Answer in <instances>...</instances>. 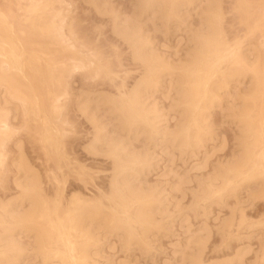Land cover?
I'll list each match as a JSON object with an SVG mask.
<instances>
[{"label": "bare ground", "instance_id": "1", "mask_svg": "<svg viewBox=\"0 0 264 264\" xmlns=\"http://www.w3.org/2000/svg\"><path fill=\"white\" fill-rule=\"evenodd\" d=\"M26 1L17 3L19 16L11 6L0 7V176L5 173L7 143L25 130L43 151L47 166L54 165L46 173L53 191H47L43 176L25 157L20 141L16 142L18 154L13 165L18 176L14 181L20 193L13 200L0 198V264H19L33 254L49 264H108L111 260L102 255L100 248L113 235L122 238L128 251L133 246L140 251L155 248L152 242L158 240L157 235L170 231L168 224L175 219L161 196L163 189L147 184L146 177L154 165L151 150L162 146L165 155H170L168 149L173 146L182 154L185 151V155L188 152L193 156L207 148L216 138L210 119L212 111L225 104L229 105L224 106L230 111L227 114L235 118L239 127L236 150L225 161L220 157L216 164L211 162L215 166L206 176L195 179L196 187L185 189L191 181L177 175L175 188L187 184L182 189H188L186 193L191 190L192 212L204 210L205 214L212 205L230 210L223 218L219 216L221 210L216 216L218 222L214 221L221 241L226 242H221L218 252L231 249L235 237L242 241L243 232L264 235V214L254 220L243 203L229 206V199L237 202L244 192L255 204L264 201V0H234L232 10L243 32L232 36L225 27L226 0H136L133 13L128 17L124 14V19H120V10L110 7L111 0H84L99 15H110L114 35L126 43L133 61L141 67L134 84L117 86V94L81 97L84 94L79 91L80 99H76V110L93 127L84 151L111 162L105 190L91 178L86 164L71 157L65 141L69 129L65 125L70 124L67 110L73 95L71 80L76 73L83 72L91 79L107 78L113 84L119 74L97 43L82 38L73 15V0ZM193 15L199 17L197 27L191 22ZM155 20L162 22L165 36L171 38L179 32L187 35L189 48L184 56L180 57L179 50L173 48L177 61L158 49L152 31L145 28ZM179 38L177 44L183 39ZM173 84H177L173 96L178 120L169 128V114L162 112L164 109L154 97L161 92L168 99ZM233 90L236 97H231ZM101 110L109 111L117 120L111 129H106L100 118ZM141 136L147 142L140 150L133 140ZM225 142L224 139L218 147L226 146ZM211 148L213 155L217 147ZM208 153H204L203 164H199L202 167L198 168L209 167ZM66 170L86 189L90 183L94 185L97 193L78 192L67 198ZM181 193L187 196L184 191ZM207 225L191 232L180 248L182 264H245L249 246L237 248L231 258H208L214 230ZM23 236L27 237V244L23 243ZM103 240L107 241L102 243ZM103 260L108 262L102 263Z\"/></svg>", "mask_w": 264, "mask_h": 264}, {"label": "rangeland", "instance_id": "2", "mask_svg": "<svg viewBox=\"0 0 264 264\" xmlns=\"http://www.w3.org/2000/svg\"><path fill=\"white\" fill-rule=\"evenodd\" d=\"M107 1L109 2L110 0H107ZM12 2H14V3H12ZM18 2L19 3L22 2V4L27 3L26 0L25 1H23V0H0V7L4 9V7L11 6L13 9L12 11H16L14 13H17V12L20 13V11L17 10L18 9L17 8ZM73 2H74V4H73L74 5L73 15H74V18L78 20L77 25H78V29L81 31L82 38L86 39V41L92 40L93 42L97 43V46L105 53V55L112 59L116 74H119L118 77H116V79H115L116 81L114 80V84H113L110 81H107L108 80L107 78H102V80H101V78L91 79L90 77H88L87 74L85 75V73H83V72L76 73L74 75L73 79L71 80V84H72V86H71L72 92L71 93L73 95H72L71 100H70L71 102L70 101L68 102L69 107L67 110V113H68L67 116L69 118L68 120H70L69 123L71 125L70 124L69 125L67 124V126L65 125V127L69 129V130L67 129L68 135L66 136L65 141L67 142V145H68L67 149H68V152L70 153L71 157L73 159L78 160L81 163L86 164V166H88V168L91 170V171L89 170V172H91L93 174L92 175L90 173V175L92 176L91 178H94L97 186H99V187L103 188V190H105V188L108 186V183H109V179H110L109 177L111 174L110 171H112L111 170L112 166L110 165L111 162L106 157L92 156V155L87 154L86 151H84L83 147L86 145L88 139L91 137V134L93 132V127L86 120V118H84L81 115V113L76 110L77 109L76 108V106H77L76 105L77 104L76 99H78V100L80 99L81 94H79V91H80V93L84 94L81 97H84L86 95L97 96V95L102 94V93L103 94H117V86L120 87V85L126 83V85L128 87H130L134 84V81L136 80V78L139 77L138 74L141 72V70H139V69H141V67L138 63H135L133 61L130 48L126 45V43H124L121 39H119L117 36L114 35L113 29H112V19L110 20V18H111L110 15L109 16L99 15V13H97V11L95 9H93V6H91L90 4L89 5L86 4V2H84V0H73ZM234 2H235L234 0H226L224 3V8L226 9L225 11L227 13L226 14L225 27H226L227 31L229 32V34H231V36L235 35L238 32L241 34L243 32V27L239 24L237 14L235 12H233V10H232ZM133 3H135V4H133ZM109 5H110V7L113 5L114 6L113 8H115V10L116 9L120 10V13L117 11L116 12L119 13L120 16H122V17H120V19H124V17L126 15H127L126 17H128L129 15H131L133 13L134 8H132V7H135L136 0L135 1H133V0H111L109 2ZM124 14H125V16L123 17ZM17 15L19 16L20 14L17 13ZM12 16H14V15H12ZM193 16L194 17H191V19L193 18L191 22L194 25V27H197L199 24V17L197 15H193ZM14 17H17V16L15 15ZM152 22L151 21H150V23L148 22L149 24H146L148 26L145 28L149 30L148 31L149 33L152 31L150 34H152V36L154 35V40H155L156 44L158 45V49L162 52H165L167 56L174 59L175 61H177V59L179 57L177 55H175L176 57L173 55L172 51L174 49L177 48L179 50V52L181 54V55L179 54L180 57L184 56L185 51L189 48V46L187 45V39H188L186 37L187 35L184 32H179L178 33L179 35L174 34L170 38V35H166V36L164 35V33H163L164 28H161L163 26V24L161 25L162 22L160 20L159 21L155 20V22H153L154 24L156 23L155 24L157 26L156 28ZM157 29H159V30H157ZM155 30H157V31H155ZM168 36H169V38H168ZM179 37L183 38V39H181V43H178V44H180V46H178V44H177V42H178L177 40L180 39ZM162 45H164V46H162ZM173 85L175 88L173 87V91L171 92L170 95H168V99L165 98V96H163L164 93H161V92L156 93L155 97H154L155 98L154 100L158 103L159 107L162 110L164 109L162 112L169 114V115L167 114L168 118L166 120L167 126L169 125L168 126L169 128H173L174 125L176 124L175 122L178 120V115H177L178 107L176 108V103H175V98H174L176 96L175 91H176L177 84L176 85L173 84ZM235 92L236 91H234V93L231 94V97H234V96L236 97ZM78 95H79V97H78ZM173 95H175V96H173ZM73 96H75V97H73ZM225 105L227 107L229 106L227 104H225ZM225 105L222 106L224 108V111H223L222 107H219V108L217 107V109L215 108V110L212 111V116L210 118L211 120L213 119L211 121V125L213 124V128L212 127L211 128L214 132H216V133H214V135L216 137L215 140H217V141H215V140L210 141V144L208 143L209 145L207 146V148L203 147L204 149L206 148L205 150L207 152H209L208 155L211 158L210 162H209L210 164H208L209 167H207L209 169L211 166H212V168L215 166L214 164H216V161L218 159H220V157H223V158L225 157L224 159L223 158L221 159L223 161H225V159L227 157L229 159L230 158L229 156H231L232 152L234 150H236L235 149L236 147L234 148V146L238 145V143L236 144V141H237L236 138L238 137L237 133H239V130H238L239 127L237 126V123H236L237 121L233 120L235 118L231 117L232 115L227 114L230 111H228V109L225 110L227 108V107H224ZM101 111H103V112L99 113L101 115V117H100V115H99V117L101 119L103 118L102 121L106 125V129H108V128L111 129L112 126H114L116 123H118V122H116L117 120H115V118L113 119L114 115H109V113H110L109 111L106 112L108 114L105 113V110H101ZM174 118H176V119L174 120ZM109 119H111V120L109 121ZM19 120H20V115H19V119L16 120V125H18L17 123L20 122ZM105 121H107V122H105ZM113 121H114V123H113ZM33 138L34 137L31 135V133L23 130V131L18 132V134H15L13 139L7 143L8 144L7 150L9 151L8 152L9 154L6 156L5 166L3 167V170H4L3 172H5V173H2L3 177L0 176V198L3 201L13 200V199H16L19 197L20 192L18 191V188H17L16 183L14 181L15 178L18 176V174H17V169L13 165V160L15 159L16 155L18 154V147H16L15 143L19 142V141H20L19 146L22 148L24 155H26L25 157L28 159V161H30L31 165H33V167H35V169L39 170V173L43 176L47 191H49V192L53 191V186H51V184L48 182V178H47L46 173H47L48 168H50L51 166L54 168V165H53V163H50L51 166H49V165H48L49 167L47 166V163L45 160L46 159L45 155H44L43 151H41L38 144H36V142ZM142 138H143L142 136L139 138L140 141H139V139H137V141L133 140L134 146L137 149H140V148L144 149V147H143V145L145 144L144 142H147V141H143L144 139H142ZM224 139L227 143L225 142V144H223V145H226V146H224V147L221 146L219 148L218 147L219 144L222 141H224ZM213 145H216L218 150L215 149L214 153L212 152L213 155H211L210 150L212 151L211 147H213ZM151 146H152V144H151ZM169 146L170 145H168V147ZM146 147H148V146H146ZM161 147L162 146H157L155 148H152V150H151V152H153L151 154L152 155V163L155 166L154 165L152 166V169H151L150 173H148L146 180L148 182L147 184H149V185L151 184L150 186H153V187L155 186L160 191L163 189L161 196H163V198L165 197V201H167L166 203L169 205V211H170V213L173 212L172 217L174 216L173 218L176 221L173 220L172 223H170L172 228L170 227V224H168V226L171 230L166 232L167 235L165 233H163L162 235L161 234L157 235L156 238L158 240H155L157 242L156 243H155V241H153L154 243L152 242V244L157 246L156 247L153 245V247H155V248H152L153 251H152V249L150 250V249H145V248H143L145 250L141 249V251H140V249H138L137 246H133L132 247L133 249L128 251L127 250L128 246L123 242L122 238L114 236V235L109 237L110 240H109V238H106L108 241L107 240L102 241V243H105V241H107V243H105L102 246L103 248H100V252H102L103 256L105 255L104 257L106 259L111 260L109 262L107 260H105L106 263L108 262V264H180V263L182 264V262L180 261L181 257H179L182 255L181 254L182 252L180 253V248L183 249V246H185L184 244L186 243L189 234H191V232H195V231L197 232V229L199 227H202L204 224H208L207 226H209V227L211 226L213 228L212 230H214L216 232L215 225L218 222V220L216 219L217 214L219 215V212L222 210L221 214L219 216L223 218L230 211L229 209H227V207H226V209L225 208L219 209L217 205H212L211 207H213V208H211V209L209 208L210 210L208 209L209 211L207 210L205 212V214H203L204 210H201L200 213L198 212L199 214L196 213L195 211L192 212V210H191L192 207H190L191 206L190 200H192V197L190 195V192H191L190 189L196 187L197 184H195V183H197L198 178L201 179L202 177H204L208 174L207 172L212 171V168L210 170H207V168L203 167L205 169V170H203V168L201 169V168L197 167V166H201L199 164H203L202 161H203L204 153L206 152V151H204V149L201 148L202 150H198V151H200L199 153H198V151L196 152L197 155L193 154V156H192L190 153L188 155V152H186V155H185V151H183V154H184L183 155L180 150H179L180 151V153H179V151H177L178 149H176L173 146L172 147L170 146L168 149L170 151V155H165L166 151L163 152L162 149L164 147H162V148ZM211 162L214 164H212ZM193 168H195V169H193ZM199 169H201V171ZM67 171L68 170H66V180L68 179V181L65 184L66 185V187H65L66 191L65 192H66L67 198L68 197L70 198L72 194L78 193V192H82V193L84 192L87 195H93V193L94 194L97 193V190L95 189L94 185H90L91 184L90 183L88 185V188L86 189L83 186L82 182H80L75 176H73V175L71 176V173L69 171L68 172ZM174 174H175V176H174ZM201 174H202V176H201ZM4 175L6 176L7 179L5 178ZM177 175L178 176H184L186 178V180L188 179L187 181H191L190 183H188V185L186 183H184V185L182 184V187H180V189L185 192V195L187 194L186 197H183V193H181L182 191L180 189H178V190H180L181 192L180 191L178 192V190H176V188H175V181L178 178ZM1 178H2V180H1ZM195 179L197 181H195ZM171 184L174 186V188L172 187ZM183 186H186L185 189L190 188V186L192 188L189 189L190 190L189 193H186V191L188 189L183 190L184 189ZM180 193H181V195H180ZM246 195H247L246 192H244L241 195V197H239L240 199L237 200V202H235L234 198L233 199L231 198L232 201H230V199H229V202H230L229 206H235V203H237V205H238V201H239V203H241V204L243 203L242 205L244 207L248 208L246 210V212L248 213V215L251 218L256 220L259 217H262L261 215L264 214V201H258V202L256 201V204H255V202L250 201L251 199L249 197L246 198ZM182 198L185 200H183ZM244 199H247L246 201H248L249 199L250 200L248 202H246ZM243 200H244V202H243ZM178 202H180L179 203L180 207L179 206L176 207ZM249 202L253 203V206H252V204H249ZM232 204H234V205H232ZM182 206H183V208L181 209ZM174 207H175V209H174ZM188 207H190V208H188ZM180 209L182 210V212ZM207 212H210V213H207ZM195 216H197V217H195ZM215 219L217 220V222H214V221H216ZM188 230L190 231L189 233H188ZM214 231L212 232L214 234H211L212 235L211 239H210L211 241H209V248L207 249L208 258L209 257L213 258V255H214V257L218 256L220 258H223L224 256L225 257L228 256L231 258L232 256H234L237 248L249 246L247 249L246 257L244 258V263L245 264H256V263L257 264H264V235L263 234L261 236L260 233L256 232V233H253V235H251L249 232H243L244 234L243 233L242 234L244 235L243 237H245V238L242 241L235 239L236 238L235 237L231 241V243H232L230 245L231 249L230 248L225 249V247L222 246V248L224 247V249L226 251L223 249L225 252L222 250L224 253H222V252L220 253L218 251L220 250L219 248L221 247V242H223V243H226V242L221 241L220 234L218 232L215 233ZM246 233H248L249 235ZM259 234L261 236L260 239L258 236ZM247 235H248V237H247ZM250 235L252 238L249 237ZM24 237L25 236L22 237V241H23V243L25 242V244H27V237H25V238ZM119 238L121 241L119 240ZM32 239H33V237H32ZM28 241H29V239H28ZM113 243L116 244L115 245L116 248L114 246H112V245H114ZM110 245H111V247H110ZM113 247H114V249H113ZM216 247H218V249ZM134 248H137L138 250L135 249V251H134ZM212 249H214V251ZM178 250H179V252H178ZM149 252H150V254H149ZM215 252L216 253L218 252V253L216 254ZM218 254H220V255H218ZM32 256L30 255V256H26V258L24 257V259L19 264H49L47 262L44 263V261H40V260H42V258H40V256H38V255L36 256V258L34 256L32 258ZM228 257H226V258H228ZM105 261L103 260L102 263ZM183 264H185V263H183Z\"/></svg>", "mask_w": 264, "mask_h": 264}]
</instances>
